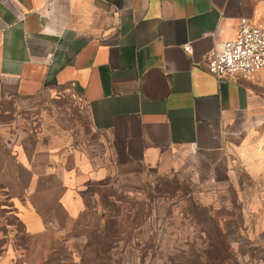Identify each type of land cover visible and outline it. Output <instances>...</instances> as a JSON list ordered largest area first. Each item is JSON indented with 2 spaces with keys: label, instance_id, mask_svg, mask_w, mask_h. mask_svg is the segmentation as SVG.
Returning a JSON list of instances; mask_svg holds the SVG:
<instances>
[{
  "label": "crops",
  "instance_id": "crops-1",
  "mask_svg": "<svg viewBox=\"0 0 264 264\" xmlns=\"http://www.w3.org/2000/svg\"><path fill=\"white\" fill-rule=\"evenodd\" d=\"M241 18L264 0H0V101L76 95L87 123L0 125V264H101L120 192L180 177L264 264V69H206Z\"/></svg>",
  "mask_w": 264,
  "mask_h": 264
},
{
  "label": "rangeland",
  "instance_id": "rangeland-1",
  "mask_svg": "<svg viewBox=\"0 0 264 264\" xmlns=\"http://www.w3.org/2000/svg\"><path fill=\"white\" fill-rule=\"evenodd\" d=\"M58 97L54 103L44 98L0 101V125L11 120L45 118L57 122L73 136L87 130L78 97L65 94ZM116 210L119 220L100 241L101 264L250 262L248 255L241 252L245 251L242 245L228 242L233 229L227 228L226 233L221 227L225 218L235 219V214L207 204L184 177L162 180L139 190L121 191ZM260 251L264 254V248Z\"/></svg>",
  "mask_w": 264,
  "mask_h": 264
},
{
  "label": "built area",
  "instance_id": "built-area-1",
  "mask_svg": "<svg viewBox=\"0 0 264 264\" xmlns=\"http://www.w3.org/2000/svg\"><path fill=\"white\" fill-rule=\"evenodd\" d=\"M183 49L191 51L188 44ZM206 69L220 82L264 69V24L241 18L236 37L209 52Z\"/></svg>",
  "mask_w": 264,
  "mask_h": 264
}]
</instances>
